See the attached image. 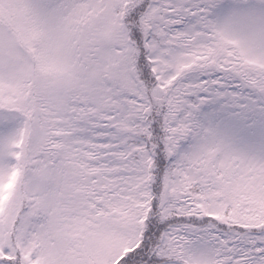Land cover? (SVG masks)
Returning a JSON list of instances; mask_svg holds the SVG:
<instances>
[{
	"label": "snow or ice",
	"instance_id": "1",
	"mask_svg": "<svg viewBox=\"0 0 264 264\" xmlns=\"http://www.w3.org/2000/svg\"><path fill=\"white\" fill-rule=\"evenodd\" d=\"M0 264H264V0H0Z\"/></svg>",
	"mask_w": 264,
	"mask_h": 264
}]
</instances>
